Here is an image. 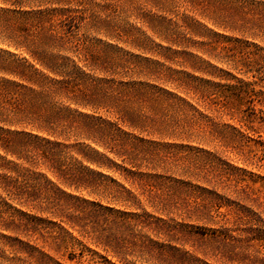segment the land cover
<instances>
[{
	"label": "rangeland",
	"instance_id": "374dc122",
	"mask_svg": "<svg viewBox=\"0 0 264 264\" xmlns=\"http://www.w3.org/2000/svg\"><path fill=\"white\" fill-rule=\"evenodd\" d=\"M4 82L0 264H264V0H0Z\"/></svg>",
	"mask_w": 264,
	"mask_h": 264
},
{
	"label": "trees",
	"instance_id": "16d2710c",
	"mask_svg": "<svg viewBox=\"0 0 264 264\" xmlns=\"http://www.w3.org/2000/svg\"><path fill=\"white\" fill-rule=\"evenodd\" d=\"M10 85H12V84H8V83H5V82L0 84V94L2 96L11 95V92L13 90H10V88H11ZM13 85H14V87L18 86V84H13ZM16 102L18 104H21V100H20L19 97L16 99ZM10 135L12 136V135H15V134H9L7 131H2V130L0 131V148H3V149H7L8 148V146L10 144V140L12 139Z\"/></svg>",
	"mask_w": 264,
	"mask_h": 264
}]
</instances>
